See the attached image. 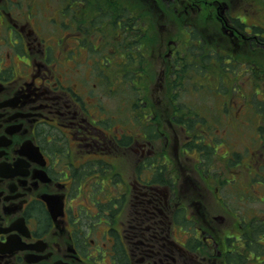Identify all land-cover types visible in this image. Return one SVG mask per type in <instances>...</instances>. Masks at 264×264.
<instances>
[{
  "label": "flooded vegetation",
  "instance_id": "obj_1",
  "mask_svg": "<svg viewBox=\"0 0 264 264\" xmlns=\"http://www.w3.org/2000/svg\"><path fill=\"white\" fill-rule=\"evenodd\" d=\"M246 1L111 0L96 18L83 0H63L55 18L36 0H0V264H264L262 212L242 205L240 175L230 177V161L243 165L246 154L217 148L231 116L183 117L169 103L180 69L215 58L238 66L233 51H248L249 79L264 85V0ZM135 4L163 35L135 27ZM182 23L184 40L170 37ZM136 34L148 64L160 61L157 99L128 95L155 84L119 45L132 48ZM119 90L127 96L112 104Z\"/></svg>",
  "mask_w": 264,
  "mask_h": 264
},
{
  "label": "rangeland",
  "instance_id": "obj_2",
  "mask_svg": "<svg viewBox=\"0 0 264 264\" xmlns=\"http://www.w3.org/2000/svg\"><path fill=\"white\" fill-rule=\"evenodd\" d=\"M63 0H36V2L42 6L44 16L46 17H52L55 18L58 16L57 10L59 8V5H62ZM77 2L75 6L81 7L80 0H75ZM85 2L84 4V11L86 13V16H94L96 18L103 16L101 12H99V8L101 7V2L104 3L103 7H106V5H111V0H83ZM251 0H247L246 3H250ZM116 5V3H115ZM144 7V8H143ZM121 7L118 5V9ZM140 10V12H139ZM231 12L234 16H240L242 18H245V21L247 23H254L256 22L255 19L258 17L255 13H249L244 8L234 9L231 8ZM143 12H146V15L143 14ZM130 16L134 19V25L135 27H142V31L145 33H148V37L152 38V36H160L164 34V31L159 29L158 26L154 25V15L152 11L146 7V6H140L138 9L136 7V4L129 8V12H127ZM40 16V14H39ZM136 17H140V19H136ZM142 18V19H141ZM59 19V17L57 18ZM159 24H161L165 28V24L162 20H159ZM167 25H170L169 23L165 22ZM104 25H108V23L105 21L101 25L102 31H104ZM248 25V24H247ZM180 29L176 31H173L172 27L169 26V32L170 37L175 36V32H179L180 36L184 40V36H187L188 29L185 28L184 24H179ZM148 27V30L147 28ZM249 26H245V28H248ZM253 28V27H252ZM85 29V28H84ZM166 29V30H168ZM165 30L166 35L169 36ZM264 30V29H262ZM86 31V29H85ZM135 33V31H134ZM136 36L133 38V46L132 48H128L125 45V41H122L119 43V45L125 46L126 49L132 50L135 48L136 51ZM128 37V36H127ZM189 45V44H188ZM185 48V45L183 46ZM246 49V48H245ZM264 49V48H263ZM262 49V50H263ZM247 51V49H246ZM133 56L138 60L143 59L140 56L139 52H133ZM231 56L235 60H241L242 63L236 66L233 62H221L219 63L218 60L215 58L214 61L210 60V65L208 67H196V65L190 68H184L180 69L178 71V74L176 75V82L177 85L171 86L169 91V97L176 96V99L169 100L171 109L177 107L178 114L183 115V117H187L188 113L191 111H197L202 116H205L206 118H209L215 115H219V121L225 124V121L227 117L231 116V121L229 124V132L222 126L218 125L220 134H223L225 131L226 134V141L225 142H218V151L220 154L222 152H241L245 153L246 156L243 160V165L240 164V160L238 163H234L233 161H230V177L236 176L237 174L240 175L239 181H241V184L243 188H245V191L239 190L236 191V193L242 194L245 196V202H241L242 205H244L247 209H260L262 212V215L264 216V183L261 181H264V142L262 141L261 135L259 134L260 131L258 128H263L264 131V85L260 82L257 84L251 83V80L249 77L256 76V72L254 68L252 67V64H248L251 58L248 57V51L243 52V57H239L240 53L237 52H230ZM219 57H222L223 51H219L217 54ZM213 56V55H211ZM245 56V57H244ZM191 57V56H190ZM192 58V57H191ZM149 57L147 54L146 59H143V65H145V71L139 73H143L144 76L151 75V78L155 84L151 83L148 88H142L139 90L142 93L138 96L135 95L136 92L134 89L131 90L129 88V98L133 97V99H157V96L162 91V88H159L157 86L158 82V70L160 69V61L157 59V54L155 58H150V62L148 64ZM145 63V64H144ZM204 64V62H201ZM253 63V62H252ZM153 65V66H152ZM205 65H207V60L205 61ZM219 65V66H218ZM227 66L224 67L225 69H221V66ZM249 66V67H248ZM92 65H89V68H92ZM242 67V68H241ZM82 70L83 67L81 66ZM219 71L221 74H226L224 76L225 79H220L219 83L217 82L219 80V75H209L210 72L216 70ZM229 68H235L234 74H236L239 79L236 77H233L232 75H227L229 72ZM133 69H137L136 65L133 66ZM237 69V70H236ZM222 71V72H221ZM191 73L192 75H189ZM230 73V72H229ZM93 78V75H91ZM207 76V77H206ZM243 78L241 79V77ZM133 79L136 81L137 79L141 78V76L133 75ZM192 78V80H191ZM236 78L237 80H234ZM241 79V81H240ZM93 81L94 78H93ZM209 83V84H207ZM141 83H134V85L137 87ZM145 86V85H144ZM143 86V87H144ZM218 87V88H217ZM227 89L225 90V88ZM169 88V87H168ZM127 91V88H126ZM125 90H119L118 94H116L117 98H110L111 103L115 104L118 102V99H124L125 96H127ZM176 91V92H175ZM139 97V98H138ZM259 100H263L259 104ZM176 102V104H174ZM229 103V105H228ZM221 104H223V107H221ZM235 104V107H234ZM216 106L221 107L220 112L218 108L215 109ZM234 108V109H233ZM213 110H215L217 113H213ZM231 110V113L229 111ZM186 113V114H185ZM204 126L202 128L211 127L208 123V119L204 118ZM189 121V120H188ZM185 127H189L188 125H184ZM257 130V131H256ZM207 132L210 134H213L214 130L211 131L210 128L207 129ZM183 135L181 134V139ZM211 138V136H208ZM213 139H218L217 136L212 137ZM219 140V139H218ZM222 147L220 150L219 148ZM225 152V153H226ZM229 152V153H230ZM255 164V165H254ZM249 165H253L257 167L255 170H252L250 172L247 171V168H249ZM239 169L241 171L238 172ZM253 176V184L251 182V176ZM261 182V183H260ZM231 197H233L231 195ZM261 200V201H260ZM231 204H236L235 200H231ZM261 217L262 220H264V217Z\"/></svg>",
  "mask_w": 264,
  "mask_h": 264
},
{
  "label": "trees",
  "instance_id": "obj_3",
  "mask_svg": "<svg viewBox=\"0 0 264 264\" xmlns=\"http://www.w3.org/2000/svg\"><path fill=\"white\" fill-rule=\"evenodd\" d=\"M137 7V6H136ZM138 8V7H137Z\"/></svg>",
  "mask_w": 264,
  "mask_h": 264
}]
</instances>
